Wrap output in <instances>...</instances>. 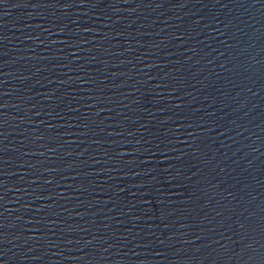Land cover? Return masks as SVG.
I'll return each instance as SVG.
<instances>
[{"label":"water","instance_id":"obj_1","mask_svg":"<svg viewBox=\"0 0 264 264\" xmlns=\"http://www.w3.org/2000/svg\"><path fill=\"white\" fill-rule=\"evenodd\" d=\"M0 264H264V0H0Z\"/></svg>","mask_w":264,"mask_h":264}]
</instances>
